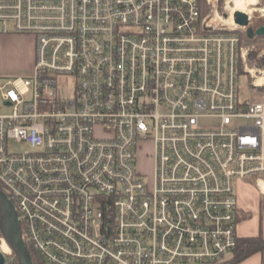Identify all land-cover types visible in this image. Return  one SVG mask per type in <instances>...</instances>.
<instances>
[{
	"label": "built area",
	"instance_id": "obj_1",
	"mask_svg": "<svg viewBox=\"0 0 264 264\" xmlns=\"http://www.w3.org/2000/svg\"><path fill=\"white\" fill-rule=\"evenodd\" d=\"M217 18L202 0H0V36L35 40L33 72L0 75V186L47 264L233 257L236 185L264 181V93L240 99L246 28Z\"/></svg>",
	"mask_w": 264,
	"mask_h": 264
},
{
	"label": "rangeland",
	"instance_id": "obj_2",
	"mask_svg": "<svg viewBox=\"0 0 264 264\" xmlns=\"http://www.w3.org/2000/svg\"><path fill=\"white\" fill-rule=\"evenodd\" d=\"M228 1L230 0H212L211 2H209V0H202L204 15L209 16L211 20L216 19L217 15L224 17L225 14H228L226 10V8L228 7V3H227ZM262 24H264V20L256 21L251 26H249V28L242 29L240 32L243 38V46L245 47V49H249L247 64L244 65V67L246 66V68L244 69L243 72L244 74H246V76H242L239 81L241 100L245 99V100H250L252 102H256L258 100H261L263 97L262 93H264V89L255 90L251 86V83L253 81L254 82L256 81L255 78L253 79V76H257V77L264 76V74L262 75V72H264V65H262V61L264 59V38H257V39L248 38V31L250 29L256 30ZM12 36H17V35L0 36V69L3 70L2 68H4L3 70L4 72L0 71V75L8 80L15 79L18 77H28L33 72L34 64H35V53H34L35 40L32 36H27V35L17 36L19 41L18 46H20L18 56L12 53V55H9V58H11V60L10 61L8 60L7 57V55L9 54L8 46L5 45L3 41L4 40L6 41L8 38ZM11 52L12 51H10V53ZM252 54L255 55V58H251ZM1 59H3V65H1L2 63ZM251 71H254L255 73L252 74ZM74 82L75 81L73 78L69 80L70 89L62 90V93L64 95L72 96L74 94V90H73ZM0 111L2 113H10L11 109L9 107L3 109L1 108ZM217 124H218L217 120L202 121V125H217ZM17 149L21 151H26L30 148L25 144H21L17 146ZM139 166L141 171L145 175L151 176L153 174V160L148 156L140 157ZM6 258L8 261L11 262V264H14L15 256L12 252L9 255H6Z\"/></svg>",
	"mask_w": 264,
	"mask_h": 264
},
{
	"label": "crops",
	"instance_id": "obj_3",
	"mask_svg": "<svg viewBox=\"0 0 264 264\" xmlns=\"http://www.w3.org/2000/svg\"><path fill=\"white\" fill-rule=\"evenodd\" d=\"M3 43L8 46L9 54L7 57L9 61L11 60L9 55H12V53L18 56L20 46H18L19 41L17 36H12L6 41L4 40ZM10 51L12 52L10 53ZM1 60V65H3V59ZM2 69L4 70V68ZM3 70L0 69V71ZM237 193L239 198V238L264 237V181L259 183L253 181H240L237 185ZM263 257L264 256L259 253L241 264H263Z\"/></svg>",
	"mask_w": 264,
	"mask_h": 264
},
{
	"label": "water",
	"instance_id": "obj_4",
	"mask_svg": "<svg viewBox=\"0 0 264 264\" xmlns=\"http://www.w3.org/2000/svg\"><path fill=\"white\" fill-rule=\"evenodd\" d=\"M224 17L228 18L230 16L225 14ZM232 20L239 27L249 28L250 26L248 15L242 11H236L232 16ZM248 36L264 38V25L256 30L250 29ZM0 233L11 248L12 253L15 254L19 264H33L31 254L22 237L16 210L2 189H0ZM0 264H6V257L1 251Z\"/></svg>",
	"mask_w": 264,
	"mask_h": 264
},
{
	"label": "trees",
	"instance_id": "obj_5",
	"mask_svg": "<svg viewBox=\"0 0 264 264\" xmlns=\"http://www.w3.org/2000/svg\"><path fill=\"white\" fill-rule=\"evenodd\" d=\"M249 39H257L256 37H249ZM251 58H255V55L252 54ZM262 65H264V59L262 61ZM1 189V186H0ZM31 257L33 264H47L43 259L36 253V251L28 244H26ZM262 254L264 256V237H251V238H242L238 240L237 249L233 255V257L226 262L225 264H241L242 262L248 260L252 256L256 254ZM14 254V253H13ZM15 256V254H14ZM14 264H19L18 259L15 256Z\"/></svg>",
	"mask_w": 264,
	"mask_h": 264
},
{
	"label": "bare ground",
	"instance_id": "obj_6",
	"mask_svg": "<svg viewBox=\"0 0 264 264\" xmlns=\"http://www.w3.org/2000/svg\"><path fill=\"white\" fill-rule=\"evenodd\" d=\"M255 5L253 0H232L231 4L228 5V7L226 8L228 14L230 15V17L228 19H224L222 16L217 15L218 16V20L222 23H224L225 25H229V26H234L235 22L232 20V16L236 11H242L244 13H250V6ZM252 74H254V71H251ZM264 74V72H262V75ZM257 82V84L259 86L264 84V76L262 77H257V76H253ZM0 249L2 251V253L9 255L12 250L9 247V245L7 244V242L5 240H1L0 241Z\"/></svg>",
	"mask_w": 264,
	"mask_h": 264
}]
</instances>
